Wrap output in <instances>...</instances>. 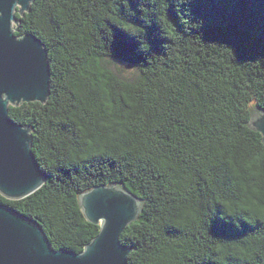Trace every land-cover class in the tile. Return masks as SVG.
Masks as SVG:
<instances>
[{
    "label": "trees",
    "instance_id": "obj_1",
    "mask_svg": "<svg viewBox=\"0 0 264 264\" xmlns=\"http://www.w3.org/2000/svg\"><path fill=\"white\" fill-rule=\"evenodd\" d=\"M17 37L48 52L44 103L9 106L31 128L44 185L0 203L54 250L99 233L78 197L118 185L142 209L120 236L127 264H264V216L245 191L264 155V0H34Z\"/></svg>",
    "mask_w": 264,
    "mask_h": 264
},
{
    "label": "water",
    "instance_id": "obj_2",
    "mask_svg": "<svg viewBox=\"0 0 264 264\" xmlns=\"http://www.w3.org/2000/svg\"><path fill=\"white\" fill-rule=\"evenodd\" d=\"M33 1L0 0V195L11 201L32 195L45 183L31 150V128L8 114L9 106L44 103L49 96L47 50L33 35H15V14L23 16ZM248 127L264 145V109L253 108ZM78 202L86 221L99 226L78 254L54 250L36 221L0 203V264H127L131 250L120 236L138 218L141 201L123 187L101 185L81 194Z\"/></svg>",
    "mask_w": 264,
    "mask_h": 264
},
{
    "label": "clouds",
    "instance_id": "obj_3",
    "mask_svg": "<svg viewBox=\"0 0 264 264\" xmlns=\"http://www.w3.org/2000/svg\"><path fill=\"white\" fill-rule=\"evenodd\" d=\"M252 176L264 177V155H255L245 164ZM246 207L250 212L264 216V180L245 191Z\"/></svg>",
    "mask_w": 264,
    "mask_h": 264
},
{
    "label": "rangeland",
    "instance_id": "obj_4",
    "mask_svg": "<svg viewBox=\"0 0 264 264\" xmlns=\"http://www.w3.org/2000/svg\"><path fill=\"white\" fill-rule=\"evenodd\" d=\"M12 27H13V29H14V28L16 27V25L13 23Z\"/></svg>",
    "mask_w": 264,
    "mask_h": 264
}]
</instances>
